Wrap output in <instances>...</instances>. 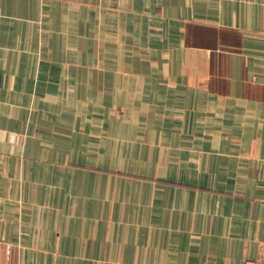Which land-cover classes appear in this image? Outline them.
Masks as SVG:
<instances>
[{
  "label": "crops",
  "instance_id": "1",
  "mask_svg": "<svg viewBox=\"0 0 264 264\" xmlns=\"http://www.w3.org/2000/svg\"><path fill=\"white\" fill-rule=\"evenodd\" d=\"M264 261V0H0V264Z\"/></svg>",
  "mask_w": 264,
  "mask_h": 264
},
{
  "label": "built area",
  "instance_id": "2",
  "mask_svg": "<svg viewBox=\"0 0 264 264\" xmlns=\"http://www.w3.org/2000/svg\"><path fill=\"white\" fill-rule=\"evenodd\" d=\"M249 264H259V263H257V262H250ZM261 264H264V261Z\"/></svg>",
  "mask_w": 264,
  "mask_h": 264
}]
</instances>
